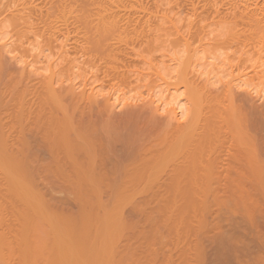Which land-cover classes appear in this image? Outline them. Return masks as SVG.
Instances as JSON below:
<instances>
[{"label": "bare ground", "instance_id": "6f19581e", "mask_svg": "<svg viewBox=\"0 0 264 264\" xmlns=\"http://www.w3.org/2000/svg\"><path fill=\"white\" fill-rule=\"evenodd\" d=\"M162 1L163 0H0V16H1L0 24L3 22L2 24L5 26L6 22L7 24L9 23L8 25L9 26L11 25L14 29L13 33L17 34L15 37L17 38L18 36V39L16 40L13 35L12 43L14 45L10 43L11 40L10 42L7 41L3 45H0V262L2 261L4 264H7V262L13 260V259L11 260V258L9 257V254H11L15 250L13 249V246L16 247L17 244L15 245V242L13 238H11V235L14 234L16 229L23 230V228H25L26 226L33 225L32 217L34 216V213L36 216L38 215L36 214V212H34V210L35 209L37 210L38 208V210L40 211L38 216L40 217L41 214L44 215V213L45 215H47V213L45 212L46 211L45 209L54 208L53 203L50 202L51 203L50 204L49 201H46L45 194H43V196L45 195V197H42V199L43 198L45 199V201H43L40 195L37 196L38 199H34L33 196H35V194L32 196V194L30 193L31 188L40 187L39 185L40 182H45L49 180L53 183L52 179H56V183L58 182L59 186H61V183H59V180L60 182H62L65 179L66 180L73 179V180H77L80 182L79 188H78L80 192H78L79 190H77L76 188L77 186L75 187L76 182H73L75 183V185L69 182L68 185L70 184V186L66 185L67 182L66 184L64 183L63 184H64V187L65 185L66 187H69V188H71L72 186L73 190H75V193H76L75 195H78L79 197L77 200L78 202H80V204L78 205H79V208L82 209L81 213H84V219L82 220V222L80 218L81 225L82 223L84 225L85 223L84 220H88V217L85 219V214L87 213L88 215L90 213L89 212L90 209L94 207V205L90 206V209L88 207L89 211L88 210L86 211V208H87L86 201L89 202L90 199L92 198V197L89 198L90 196H87V194L98 195V197H100L101 195L103 197H105L104 195H111V194L116 195V201H115V198L113 200L114 204L116 203L115 211H114V213L116 214V218L115 219L111 218L110 222L112 223V221L114 220V223H115L116 221L117 229L116 227L115 229H113L112 227H114V225L110 224V226L112 225L111 229H113L114 233L116 230V233L110 234L112 230L108 231L109 236H108L107 241L108 242L110 240L112 241V242L110 241L111 244H109V247H111L112 249L114 247L113 251L112 249L111 250L108 249L109 254H111V251L113 253L114 250L116 251L120 250V249H115V246L116 248L118 247L117 245H118V242L120 241V240L118 241L119 239L118 236L122 235L124 231L125 232L133 231L132 234L129 232V234L131 235L127 234V237L128 236H130L131 238L135 237V239L139 235H141L140 237H142V235L144 237L145 235L148 234L150 241L147 237L146 239H148L147 243L149 244L148 245L149 247H151L156 242L158 244V241H156L157 237L159 240L158 233L160 231L162 232V227L164 225L166 226L165 229L166 230L168 229V232L170 231L168 233V232H165L166 230H164L166 235L168 234L169 236V234L170 235L171 233L173 234L174 225L177 228L176 232L178 234L177 230L180 229L179 224L183 225L182 223H180L179 219H181L183 215H187V217H189L190 215L189 212H191V215H190L191 218H192V215H194V217L199 216L198 222L201 225L199 227H202L204 229V225H205L204 223H206L205 221L206 218H205L204 213H206L207 204L208 203L210 204V202H212L211 199L213 200V197L217 195L218 193H220L221 191L222 192L236 191L235 187H233L236 182V179L237 180L246 179L245 181H249L248 179H252L253 181L255 180L256 182H258L256 185H260L261 187L260 189V187L258 186V188L260 189V192L261 193L264 192V186H263L264 184V181H263L264 180L263 179L264 178V157L262 153L264 148L260 152L261 145L263 144V143L261 144V141L264 142L263 141L264 139L261 140L260 136L261 135L264 136L263 134L264 132H261V133L259 132L260 133V135L258 134L259 137L258 136L256 137L255 134L257 135V132L255 131L257 130V128L250 126L251 124L253 125L255 121H257V123L255 122L256 123L255 125L257 126L259 125L258 127H260V130H261V127L263 126V124H261L262 114H260V112L252 111V113L254 112L253 113L254 119H255L254 121V120H251L253 117V115H251L252 113L250 114L249 112L248 114V112H246L249 109L245 111L246 108L251 107L253 100H255L254 102L256 103L257 96L259 97V99L260 97H263L262 95L263 89H260L259 85L262 83V80L264 79V2L261 1L262 3L260 2L257 4L255 3L251 4L249 3L250 0H245L244 1L245 8L243 9L238 8L239 9L238 10L237 9L238 5H236V3L237 2L240 3V0H231V1L229 0L230 3L233 1L236 7L235 5L233 6V2L229 6L228 5L229 2L228 0H226L228 3L226 2L227 4L225 5H228V7L223 5L221 8L222 9L224 8V9L221 10V8H219L220 5L219 7L216 6L217 5L216 0L214 2L215 4H209V6L210 5L211 6L208 8H207L208 4L207 5L203 4L202 6H199V3H197L196 0H195L196 2L194 0H190V1L187 0L188 2H190L189 4L190 7H192L190 8V10L192 9V14L190 10L189 11L191 15L188 13L189 11L187 12L189 23L185 25L186 28L188 29L187 31L188 34L189 32L192 33L193 29L195 30L194 32L198 34V32L201 30L197 28V25L200 26L201 22L205 21V19H209L210 21V18L208 15H212V13L220 15L219 17L221 18V20L224 18L227 21L228 19H230L228 17L233 16L232 17L233 20L231 22L234 24L233 28H235V32H234V29H232L233 32L232 31L229 32V30L228 32H223L222 28H219L221 29L222 33L220 32V34H218V31H216L218 34V35L216 34L217 35L216 38L218 40L209 39L210 41H208L209 43L207 44V48L205 49H209V44L214 45V43H217L215 47H217L218 44H219V47L220 46L225 47L226 51L224 52H222V49L220 48H215L214 51L212 50L213 56L216 55V53L214 54V52L216 50L219 51V49L221 50V53H220L221 55L225 54L223 60L221 58L218 60L219 62L220 60L222 61V65L230 68V70L228 69L229 70L228 72H230L231 75L235 73V70L237 69L241 70L242 68H244L243 71L248 70L246 72H242V74L239 76L235 75V77H233L232 80L228 81L227 83L224 82V85H222L221 84L223 81L222 77L225 76L224 70H226L223 68L222 70L224 72V76H221L219 78V79H222V81H220L219 83L221 87H214L215 86L214 84H216L217 81L219 82L218 77L220 75H218L217 72L221 71V69H219L220 65L215 67L218 70L215 75L217 77L215 78L218 79L216 80V82L213 79L214 75L212 77V74H211L212 78L210 77L209 79V77H206L207 79L211 81L213 80L212 82L210 81L207 82L208 80L206 79H205V82H201L196 76L189 77V75L191 74L190 67H189L190 66L189 63L191 62V60L185 59L183 61V56H182V60L180 59L182 62L181 63L178 62L179 66L177 65L179 67V69H177L178 70L177 74L179 76H177L176 74L175 75L179 77L180 83H183V85H185V87L187 88L189 92L190 97L188 95L187 96L191 100L190 99L188 100V97L187 96L186 97H187L188 102L191 101L192 103V105L190 104V107H188L189 106L188 105V106H185L186 108L184 109L183 105H180L179 103H177L176 107L173 104H171L173 105L174 108L172 107V109H170L169 111L164 112L163 109L159 107L160 105L156 107L152 106L153 100L150 101V103H145L143 101L144 99L140 100V98H142V96L144 97V95L139 90L138 91L141 94H137L138 96H136V94L135 96L134 95L131 96L129 94L130 89H129L128 94H127V91H123L124 93L121 92L122 94L120 95H116L114 93L113 96L115 97L113 98V101H111L112 97L109 98V96H107L108 98L106 97L102 99H99L100 97L97 96L98 94H96L95 90L97 89L98 86L102 88L103 90L104 89L106 90V86L110 85L111 87V84H112V86H114L115 88V90H112V91H115L117 93L118 90L121 91L120 89L122 88L121 87L120 89H117L118 86H122V85L129 86V84L135 83L134 87L135 88L138 87V89H140L141 87L139 86L141 85L145 86L144 83L146 81H148V83L149 81L153 82L152 80V78L154 77L153 72L155 71L152 72V70L156 67V65H158L157 63L158 61L157 60H156L157 62L154 61L155 66L153 68L152 64H154L153 60L156 59L155 58L156 55L151 56L152 57L151 59H149L150 57H148V55L150 54V52L152 54L153 50H154V53L157 52V50L155 51L154 49V48H157V46L159 47L158 51L160 49V46L162 49L163 45L162 44L160 45V42L161 43L164 42V40H162L163 42L161 41V39L164 38L162 37L164 35L163 29H165L164 30L165 33L167 32L166 29H169V33L174 30L173 32L175 33L179 32L183 35V33L181 32L182 26H178L176 24L178 20H175V19H178L176 18L178 14L180 16L182 13H184V10L182 9H184L185 7H189L188 3L185 2V0H184L185 4H183V0H181L182 3L180 0H174V1L169 0V5H171L170 2L172 1L178 7L174 6V8H172V5H173L172 4L171 8L168 9L169 6L166 8V6L168 5V0H166L167 3L164 1L163 2L164 4L162 3ZM218 1L220 2V0ZM256 1L259 2L258 0ZM202 2L203 1L201 0V3ZM209 2L211 3L213 1L209 0ZM205 3H207V0L205 1ZM224 3L225 2H223V4ZM212 5L216 7L213 8ZM162 6L163 7L165 6V7L163 8ZM175 7H177V9H175ZM187 9L188 8H185L186 11ZM212 9H214V11ZM198 10H201V11H198ZM211 10L213 12H211ZM170 12H172V14L175 15V17H173V20L171 18L172 21L175 20L174 23H170L168 21L171 25H173V27L172 26L168 27L169 25H167V27L165 28L162 26L161 31L163 34L159 33L158 35V28L160 31L161 25L163 23V22L162 23L160 22L161 21L160 19L165 17L166 18L165 20L167 21L168 20L167 17H170V14H169ZM205 13H207V15ZM156 17L160 18L158 19L160 22L159 24L160 26H158V24L154 25V23L157 22L158 20H155V22L152 21L153 18H156ZM192 17H194L193 20H192ZM210 17L213 18V16H210ZM215 17L217 18V16ZM215 17L213 18V20L216 19ZM196 19H198L199 24L198 22L196 24V21H195ZM200 19L202 20L200 21ZM184 22H187V20L186 21L184 20ZM165 23H163V25ZM205 23L206 25H208V28H209L210 27L209 25L211 24L209 23L207 24V21ZM2 24H1L0 29H3ZM152 25H154L155 27L156 26L158 27L156 29H153ZM206 25L204 26V28L206 27ZM200 27H202L203 29V26H200ZM222 27H223V24H222ZM239 27H241L240 30H238ZM171 28L172 30L170 31ZM7 30L8 28L6 29V32ZM29 30L32 31L30 33H32L35 36L42 35V37H40V42H38V47L39 49H41V52H46L49 50L50 52L48 51L49 53L46 54V57L47 58L49 56L55 57L53 58L51 62H46L47 63L46 67L45 66L43 67V65L40 64L43 67V70L47 71L46 74L36 73L37 70L39 69L41 70L39 66H38L39 68H35V70L29 69L30 68L29 66L33 65L34 60L32 59L31 61L29 60L25 61L23 60V57L21 56L22 53L19 55L20 53L19 47H21L22 44H24V42L21 44V42L23 41L21 37L23 39L27 38L26 34L28 33L29 35ZM156 30H157V35H156ZM203 30L204 31L207 30V27L206 29H203ZM209 30L207 32L212 34L213 31L210 32ZM154 31H155V34L153 33ZM2 32L6 33L5 31H2ZM2 32L0 31V34H2ZM199 33H200L199 39L201 41L204 38H202L201 32ZM173 34L171 33L170 36ZM202 34L204 36L206 33H202ZM208 35L209 34L207 33L206 36L208 37ZM173 36L175 39L176 34H174ZM177 36H179V34H177ZM212 37L214 38L215 36H212ZM19 38L21 39L20 45H18L19 43H17L19 41ZM42 38H43V41L41 42ZM167 38L169 37L166 36V39ZM178 38L181 39L180 36ZM196 38L198 39V36H196ZM7 39H10V38H7ZM29 40L30 39L28 40L26 39V42H28ZM177 40L178 39L176 37V41ZM153 41H154L153 44H156L154 48H153L154 45H152ZM176 41L174 42L176 43ZM178 41H181V40H178ZM211 41L212 43H210ZM55 42H59L58 46L55 45ZM157 42H159V45H157ZM170 42H171V39H170ZM204 42H205V39H204ZM204 42H202L203 46H199L201 44L198 45L199 46L198 50L202 49L203 53H206L208 50L204 49V47H206L205 46L206 43L204 44ZM171 43L173 45V41ZM52 44H53V47L54 45L55 47H59L57 52H55L56 50L55 47H54L55 50L53 49ZM179 45H181L180 42L178 46ZM21 49H23V47ZM16 50H18L19 53L18 54L16 53L15 55L11 56L10 54L15 52ZM35 50L36 49H34V51ZM210 50L211 48L209 49V51ZM22 51L24 53L25 50H22ZM177 51L180 52L182 55L183 53L182 50L178 49ZM212 51H211V55H212ZM4 52L10 53L9 56L7 53H6L7 56H5ZM174 52L175 51H173V54ZM171 53H172V50H171ZM180 53H178L177 55L179 56ZM42 54H44L45 56V53H42ZM198 54H200L199 56L200 58L203 57L201 56L202 53L198 52ZM204 55H205L204 57H208V54L207 56L206 54ZM213 56H209L210 57L209 59L214 58ZM219 56L220 55H218V57ZM8 57L10 58L8 59ZM80 58H82V60H79ZM157 58L159 59L158 56ZM200 58H199V63H201ZM11 59L15 60L14 65L16 62H17L16 63L17 66L20 63H23V65L21 64V67L20 66L14 67L13 64L10 63ZM36 59L38 60V58ZM216 59L217 57L212 61L214 65H215ZM74 61H77L78 63H82L81 68H83L84 66H87L89 69H92L90 71V77L83 83L80 82L79 84H71V85L65 86L63 83L71 79V77L73 76L71 75V77H69V76H66L65 74H66V71L69 74V71H68L69 65L72 64ZM175 61H177V59ZM11 62H13V60ZM38 62H40V60ZM248 62H251L250 63L251 65H249ZM207 63H208V66L212 64L211 62L209 63L208 61ZM176 64L177 63H175V65ZM206 64L202 62L203 67L204 65L206 67ZM217 64H221V62ZM35 65L34 67H36ZM44 65H45V62H44ZM212 68H213V65H212ZM12 69H14V71ZM160 70L166 71V69L162 70L161 68ZM173 71H174V68H173ZM213 71H214V68H213ZM203 72L205 73V70ZM163 75L164 73H162L161 76L163 77ZM91 79L92 81H90ZM171 80L172 78L170 79V81ZM69 81H72V80H69ZM174 81L176 80L174 79ZM95 82H100V84L98 85L97 83L98 86L92 87V85ZM175 84L177 83L175 82ZM87 86H90V87L87 89L86 88ZM79 87H82L81 91L80 90L76 91V89H78ZM89 90H90V93H89ZM98 92L99 91H97V93ZM255 92L257 94L256 97L252 95V93L254 94ZM181 93L182 92L180 91L179 94L182 95ZM186 97H185V100H186ZM252 97H254V99ZM128 99H131V100H128ZM182 102L180 103L182 104ZM168 103H169V100H168ZM245 104L250 105V106L243 108ZM251 108H250V111L252 110ZM179 109L180 111H177ZM261 113H262V110H261ZM249 120L253 121V123H250L251 121L249 122ZM262 122L264 123V121ZM263 128L264 127H262V129ZM253 130L255 134H253L252 132ZM10 164H15V165L19 164L20 167L23 164L24 166H22V168H19V170L17 169V167H15V169L17 170L16 171L13 170L14 172L12 173L10 166H9ZM11 166L13 167V165ZM11 175H14L13 176L15 177L14 180L17 178V176L20 177L16 179V182H18L17 184L24 191H27L25 195L27 194L28 199L26 198V200H29L30 196H32L30 198V205H32L31 201L33 202L36 201L35 204L37 208L36 207L34 208L33 213L32 211L30 212L27 209H25V207L28 204L27 205L25 204L26 206H24V209H22L23 212L21 210L18 211V205L16 206V208L11 205L12 200L9 199V193H10L9 186H12L13 183L17 185L16 182L9 183L10 178H12ZM214 180H217L218 183H215ZM11 181H13V179ZM54 185L56 186V184ZM29 187H30V191L28 192ZM42 187L44 186L42 185ZM69 188H67V190ZM42 189L43 188H41V190ZM35 190L36 189H33L34 193H35ZM38 190H40V188ZM41 190H40V193L42 194L44 189L42 190V192ZM24 191H23V194H24ZM69 191L72 192V190L70 189ZM82 191L84 192V195L86 194L87 198L89 199H86L85 201L86 205H83L82 207H80L81 202L85 199V197L84 198L82 197V199H80L81 194L83 196ZM241 191L243 190H241L240 188V192ZM247 191H249V189ZM19 193L22 194L21 191ZM28 193H30L29 197H28ZM38 193L39 191L36 194ZM19 195L20 194H18V196ZM11 196H12V193H11ZM137 196H139L140 199L138 200H139V203L142 204V206H139L138 204V206H134V207H131L130 209H127L126 205L129 202L131 203V201ZM95 197L96 196H94V198L91 199V201L94 200V203L96 201ZM216 197L217 196H215V199ZM11 198L15 199L13 196ZM23 198L25 197L23 196ZM238 198L235 200L236 206L238 205L237 204ZM16 199L13 201H16ZM54 199L56 198L54 197ZM239 199L241 200V197ZM208 200L210 202H208ZM217 200L218 199H216V202ZM243 200L245 201L247 200V198H244ZM242 201H240V203ZM247 202L246 201L243 202V209L246 207L244 203H246L247 205L248 204ZM19 203L20 202H18L17 204ZM103 203L104 202L102 201V204ZM96 204L98 207V205H100L101 203L96 202ZM104 204L106 205V203ZM114 204H112L111 202L112 206ZM30 205L28 206L31 208ZM214 205L212 204V206ZM249 205H247V207ZM19 207L23 208L22 205H20ZM238 207H241V205L239 204ZM98 210H101V209H98ZM248 210L245 209L246 212ZM54 211L57 212L56 207L51 212L54 214ZM18 212L22 214V216L20 214L22 218L18 223L20 225L18 226V224L16 223V225L14 224L12 226L9 220H11V217L13 216V214H16ZM49 212H48V215L51 214V212L50 213ZM58 212H60V210ZM28 213L30 216L31 215L32 216L28 217ZM91 213L94 214L95 212L92 211ZM67 215H69V213H67ZM70 215L72 214L70 213ZM79 215L77 216L78 218L76 217L75 221L72 218L73 216H70L74 221L73 225H75V223L76 225H78L79 217H80ZM99 215L100 214L98 212V217ZM137 215H142L144 218H141V219L146 221L147 223V224H144L145 223L144 222L143 225L145 226H143L142 228H140L141 225H139V223L133 224L129 222V219ZM20 216L18 214V218H20ZM102 216L100 215V217ZM203 216H204V219H203ZM103 217L107 218V216H103ZM12 218H13L12 221L15 220L16 222V219L14 218V216ZM41 218L43 217L41 216ZM220 218L222 219V216H220ZM250 218H252L251 214H250ZM43 219H44V222H46L45 220H48L49 218L45 219V216H44ZM64 219L66 222V217L62 215V218L60 217V220L64 221ZM96 219H97V216H96ZM177 219L179 220V223L176 222ZM182 219L185 220L184 216L182 217ZM41 220L42 219H40V221ZM102 220L104 221L105 219H102ZM54 221H57V219H55ZM54 221L52 220V223H54ZM96 221H99V219ZM242 222L246 223L247 220L243 219ZM251 222H252L251 224H253L252 220ZM9 223L11 224V226ZM52 223L50 224L48 221V226L46 223H44L45 224L44 228H47L45 231L49 232L48 228L50 227L49 225L53 226ZM69 223L70 221L68 222V224L67 223L66 224L69 225ZM94 223L95 225L97 224V222H95V218H94ZM104 223L103 224L100 223V225L102 224L101 228H103ZM184 223L186 222L184 221ZM187 223L189 222L187 221ZM37 224H36L37 227H40L41 224L43 225V223L41 222ZM60 224L64 225L63 223H61V221H60ZM66 224H65V227H67ZM106 225L108 227V222L106 223ZM118 225L121 231L118 230ZM186 225L187 224H185V227ZM58 226L61 232L62 231L61 226L60 225ZM58 226H56L55 224L56 228L54 226L53 227L54 229H57ZM97 226L98 225H96V227ZM104 227L106 226L104 225ZM14 228L16 229L14 230ZM44 228L42 229L41 227V228H38V229L35 228V229H37V232H38L39 229L44 231ZM99 228L97 229L99 230ZM27 229L28 228H26V231ZM70 229L72 230V228ZM107 229H110V227L106 228V232H107ZM12 230H14V232ZM52 230L53 229H51V231ZM65 230H66L65 231V234H66L68 229H65ZM191 230H189V232ZM74 231L72 233L68 232L67 236H69L70 234V237L72 236L73 238V235L71 234H74ZM87 231H88L87 234L92 233L89 230ZM119 231H120V235H119ZM183 231L186 232V229L183 228ZM21 232L23 231H20V234ZM80 232L82 233V230ZM95 232L96 231H94V233ZM189 232L187 231V233ZM47 233L44 232L45 235ZM101 233L104 237L103 232L99 233L100 236L97 233H96L97 235L95 234L94 235L102 237ZM17 234H18V231L16 235ZM24 234L26 235V233ZM39 234H37L36 237L34 238L37 239V237H39L40 235L42 236V234L40 235ZM55 234H57V232H55ZM63 234L61 235L63 236ZM87 234L86 236L88 237ZM108 234L106 233V235ZM190 234H192V231ZM31 235H32V232H31ZM53 235L54 234L50 235V238H53L52 237ZM61 235L59 234L60 237L58 236V234L54 236V237L56 236L59 237V238H56V241L53 238V242H56L55 244H58V241H57L58 239L66 241L64 240V238L66 239V236L65 237L63 236L64 237L63 238ZM89 236H92V234ZM26 237L27 236H25V238ZM42 237H41L42 239L40 240L43 241L45 236H42ZM78 237L77 238L80 239L81 236H78ZM130 237L128 238L130 239V242H131ZM174 237L175 236H173V238ZM67 238H68V242L70 243V240L72 241V238H69V237ZM121 238L123 237L121 236ZM139 238H137V240ZM220 238L222 242L223 240H225L226 242L228 237H226L225 235L222 237L220 236ZM36 239H34V242H36ZM105 239L106 238L104 237V239H101V241L107 242ZM183 239H185V236ZM189 240L190 239H188V241ZM37 241L40 244L45 243V241L40 242L39 239ZM97 241H98V244L96 245H99V242L101 246L104 245L103 243H105V242L102 243L100 241V238L99 240L97 239ZM160 241H159L160 244L158 246L164 243V242L161 243ZM181 241L182 240L180 239V243ZM68 242L67 244L69 245ZM130 242L129 244H132ZM59 243H61V241H59ZM71 243H74V241H72ZM85 243H84L85 245H88L87 244L88 242H85ZM107 243H105V245ZM178 243L177 245H179ZM186 243H189V242L186 241ZM18 244L21 245V243H18ZM25 244H26V241H25ZM75 244L76 243L71 244L73 247L72 250L74 248L76 249ZM91 244H93V242ZM91 244H89L88 247L84 245L85 249L80 247L86 251L85 252L86 254L83 253L84 251H82V253L85 256V259L86 258L88 259L89 257L93 256L90 253H88L90 254V256L87 254V252H90L92 250L90 247ZM121 244H123V242ZM225 244H228V243H225ZM62 245H63L62 247L63 249L64 248L66 249L67 247H69V246L65 247L66 245L64 243H62ZM94 245H92V248H93L92 252L93 251L95 252L97 250V248L96 250H94L96 247V245L95 246ZM105 245L102 248L105 249L106 248ZM135 245H138V244H135ZM79 246H80V243H79ZM99 246H98V249H99ZM167 246H170V245L168 244ZM226 246L228 245H225L224 247L227 248ZM39 247L41 246L39 245ZM89 247L91 250L87 251L86 249ZM136 247L138 249V246ZM172 247H174V245H172ZM59 248H56V251ZM119 248L122 249V247H119ZM132 248L135 252L136 249H134V247ZM153 248L154 247H152V249ZM41 249L39 248V251ZM148 249H144L146 250L144 252L146 253ZM158 249L160 250V248ZM61 250L62 249L60 248V250L58 251L60 252ZM99 250L101 251V248ZM153 250L155 251L156 249H153ZM39 251L38 252L35 251V248H34L35 254L39 253ZM45 251L48 253V250H44V252ZM78 251L79 253H81L80 249ZM140 251H139L140 254L138 253L139 255L142 254L141 253L142 251L141 252ZM16 252H20V251L18 250ZM41 252L40 254H43L42 250ZM94 252H93L94 254L93 258L95 256L96 257L98 256L97 252L99 251H96L97 253L96 255ZM23 253H25V249H23ZM115 253L116 252H114V255H116ZM65 254L66 253L62 255H64V257H67L68 253L66 255ZM119 254H120V251H119ZM59 255H61V252L59 253ZM132 255H137V254H132ZM153 255H155V258L157 257L156 253H154ZM13 256H19V255L16 254ZM104 256L105 255H102L100 258L103 259ZM125 256H127V254ZM149 256H151V253L149 254ZM152 257L154 256H151L150 258ZM47 258L48 257H46V259ZM69 258L72 260L70 261L72 264L73 262L72 256L69 255ZM69 258L67 257V259ZM81 258L80 260L85 262V259L83 260V258L82 259ZM93 258L92 259L90 258V259L93 260ZM124 258H120V259H124ZM144 258H146V255ZM17 259L19 260L20 258H16V260ZM61 259L62 258H60V262H62ZM67 259L65 258L63 259V261L65 262V260L67 261ZM133 259L131 260L132 261L131 263L135 262V261L133 262ZM141 259L143 260L142 256H141ZM141 259L138 258L137 260L140 261ZM152 259L150 261H152ZM168 259L170 260V257ZM40 260H42V258ZM95 260L97 259L95 258ZM142 260L139 264H143ZM14 261H15V258H14ZM36 261H39V260H36ZM50 261L51 260L49 259V262ZM97 261H100L99 263L103 264L101 262L104 261L106 263L108 261V258L107 260L105 259L103 261H101V259L98 258ZM121 261L119 262L121 263ZM128 261L129 260L127 259L125 263H127ZM70 262L67 261L65 262V264L66 263L70 264ZM92 262L97 263L94 260ZM143 262H146V261L143 260ZM27 263L29 264L28 261ZM42 263L44 264L45 262H42ZM91 263L89 262L88 264H91ZM110 263L111 262H109L108 264ZM128 263L130 264V262ZM20 264H21V261H20Z\"/></svg>", "mask_w": 264, "mask_h": 264}, {"label": "rangeland", "instance_id": "374dc122", "mask_svg": "<svg viewBox=\"0 0 264 264\" xmlns=\"http://www.w3.org/2000/svg\"><path fill=\"white\" fill-rule=\"evenodd\" d=\"M166 2V0H163L162 1V3L163 2ZM174 1V0H173ZM181 1V0H180ZM188 1H190V0H188ZM187 0H185V2H187L188 3V6L189 7H185V8H188L187 9V11L185 10V8L184 9H182V10H184V13H182L180 16H179V14H178V16H176V18H178V19H175V20H178V22H176V24L178 25V26H182V30H181V32L183 33V35L181 34V33H175V32H173V31H171L172 30V28L170 29V33H169V29H166L167 30V32H168V34H167V32L165 33L164 32V30L165 29H163V33H164V35L162 36V37H164V38H162L161 39V41L162 40H164V42L163 43H161L160 42V40H159V42H160V45L162 44L163 46H162V49H161V46H160V49H159V51H158V46H157V48H154L155 46H156V44H153L154 43V41L152 42V45H154L153 46V48L155 49V51L157 50V52H155L154 53V50L152 51V54H151V52H150V56L148 55V57H150L149 59H151L152 57L151 56H153V55H156L155 56V60H153V62L154 61H156L157 63H158V65H156V67L154 68V66H155V62H154V64H152V66H153V70H152V72L153 71H155V72H153V74H154V77H156V78H154L153 77V75H152V80H153V82H151V81H149V83H148V81H146L145 83H144V85L145 86H139V87H141L140 89H138V87H134L135 86V83H132V84H129V86H124V85H122V86H118V88L117 89H120L121 87V91H119L118 90V92L116 93L115 91H112V90H115V88H114V86H112V84H111V87H110V85L109 86H106V90L104 89H102V88H100L98 85L100 84V82H95L93 85H92V87L93 86H98L97 87V89L95 90L96 91V94H98L97 96L98 97H100L99 99H102V98H106L107 96H109V98H111L112 97V99H111V101H113V98L115 97V96H113V94L115 93L116 95H120V94H122V93H124L123 91H127V94H128V92H129V89H130V92H129V94L132 96V95H134L135 96V94H136V96H138L137 94H143L144 95V97L142 96V98H140V100H143L145 103H150V101H152L153 102V105L152 106H158V105H160L159 107H161V109H163V111L165 112V111H169L170 109H172V107H173V105L176 107L177 106V103H179L180 105H183V108L185 109L186 107L185 106H188V107H190V104L192 105V103H191V101H189L188 102V100L190 99L189 97H190V95H189V92H188V90H187V88L185 87V85H183V83H180V79H179V77H177V76H179L178 74H177V72H178V70L177 69H179V64H178V62L179 63H181L182 61V56H183V61L185 60V59H189V60H191V62L189 63L190 64V72H191V74L189 75V77H191V76H196L198 79H199V81H201V82H205V79L206 80H208L207 82H212L211 80H209L210 79V77H211V74H212V77H213V75H214V80H215V82H216V80H218L221 76H224V72H225V78L224 77H222V79H223V81H222V79H219V82L217 83L216 82V84H214L215 86L214 87H221L220 86V81H222V85H224V82H228V81H230V80H232V78L233 77H235V75H241L242 74V72H246V71H248V70H246V71H243V69L244 68H242L241 70H235V73H233L232 75H231V73L230 72H228L229 70H230V68L229 67H226V66H224V65H222V61L220 60V62H221V64H217V63H220L219 62V60L218 59H224V56H225V54L223 55H221L220 53H221V50L220 49H222V52H224V51H226V48L225 47H222V46H220L219 47V44L217 45V47H215V45L217 44V43H214V41H213V43H214V45L213 44H209V49L211 48V50L209 51V49H205V48H207V44L209 43L208 41H210L209 39H217L216 38V36L218 35V34H220V32H221V29H219V28H222V30H223V32H228V30H229V32L230 31H232L233 32V30L232 29H234V32H235V28H233V26H234V24L231 22L233 19H232V17L233 16H230V17H228V18H230V19H228V21L226 20V19H222L221 20V18L219 17L220 15H218V14H215V13H212V15H208L209 16V18H210V21H212V22H210L209 21V19H205V21H202L201 22V25L200 26H203V29H206V27H207V30H203L202 29V27H200V26H198L197 25V28H199V30H201V31H199V32H201V36H202V38H204L205 39V42H204V39H202L201 41H200V39H199V36H200V33L198 32V34L196 33V32H194L195 30L193 29V32L191 33V32H189V34H188V29L186 28V26L185 25H187V23H189V18H188V16H187V12L190 10V8H192V7H190V2H188ZM195 1V0H194ZM197 1V3H199V6H202L203 4L204 5H207L208 4V6H207V8L208 7H210L209 6V4H215L214 2H215V0H212L213 2H209V0H207V3H205V1L204 0H202L203 2L201 3V0L199 1V0H196ZM195 1V2H196ZM199 1V2H198ZM231 1V0H230ZM230 1L228 0V2L225 0V1H223V0H220V2L218 1V0H216V3H217V5L216 6H218L219 7V5H220V7L219 8H221L223 5H225V4H227L228 3V5L230 6V4L233 2H231L230 3ZM242 1V2H241ZM245 0H240V3L239 2H237L236 3V5H238V7H237V9L238 8H240V9H243V8H245L244 7V2ZM252 1L253 0H250V2L249 3H251V4H257V3H260L261 1L262 2H264V0H258L259 2H257L256 0H254L253 1V3H252ZM222 2V3H221ZM223 2H225L224 4H223ZM227 2V3H226ZM261 2V3H262ZM167 3V2H166ZM165 3V4H166ZM181 3H182V1H181ZM201 3V4H200ZM164 4V3H163ZM170 4L172 5V8H174V6H177V5H175V3H173L172 1L170 2ZM183 4H185L184 3V0H183ZM182 4V5H183ZM222 4V5H221ZM167 5V4H166ZM171 5H169V0H168V5L166 6V8L169 6V8L168 9H170L171 8ZM228 5H225L226 7H228ZM235 4H234V2H233V6H234ZM236 5H235V7H236ZM186 6V5H185ZM213 6V5H212ZM215 6V7H216ZM240 6V7H239ZM163 7V6H162ZM165 7V6H164ZM163 7V8H164ZM178 7V6H177ZM177 7H175V9H177ZM214 6H213V8H215ZM242 7V8H241ZM155 8V7H154ZM175 9H173V10H175ZM224 9V8H223ZM222 8H221V10H223ZM236 9V10H237ZM213 11H214V9H212ZM211 10V12H213ZM239 10V9H238ZM177 11V10H176ZM185 11H186V13H185ZM191 11V14H192V9L190 10ZM190 11L188 12L189 14H190ZM198 11H201V10H198ZM210 12V13H211ZM237 12V11H236ZM197 13H199V12H197ZM170 14V17H167L168 18V20L166 21L165 19V17L164 18H158V17H156V18H153V22H155V20H158V19H160L161 21V23L163 22V23H165V21H166V23L163 25V23H162V25H161V28H160V31L162 30V26L163 27H167V25H169L168 27H170V26H172L173 27V25H171L170 23H174V21H172L173 20V17H175V15L174 14H172V12H170L169 13ZM168 14V15H169ZM184 14H185V16H184ZM188 14V15H189ZM190 14V15H191ZM206 15H207V13H205ZM204 14V15H205ZM174 15V16H173ZM172 16V17H171ZM210 16H213V18L215 17V16H217V18L215 19V20H213V18H211ZM1 17V16H0ZM185 17H187V18H185ZM190 17V16H189ZM219 17V18H218ZM221 17H222V15H221ZM171 18H172V20H171ZM182 18H183V20H182ZM185 18V19H184ZM193 18L194 17H192V20H193ZM170 19V20H169ZM191 19V18H190ZM218 19V20H217ZM220 19V20H219ZM162 20H164V21H162ZM184 20L186 21L187 20V22H184ZM202 19H200V21H201ZM170 23H169V22ZM196 21V24H197V22H198V24H199V21H198V19H196L195 20ZM207 21V24L209 23V24H211V25H209L210 27L208 28V25H206V22ZM209 21V22H208ZM215 21V22H214ZM157 22H159V20L157 21ZM157 22H155L154 23V25H156V24H158V26H160L159 24H160V22L159 23H157ZM218 22V23H217ZM225 22V23H224ZM229 22V23H228ZM232 23V25H231V23ZM3 23V22H2ZM1 23V24H2ZM168 23V24H167ZM1 24H0V28H1ZM4 24H5V22H4ZM9 24V23H8ZM7 24V22H6V24H5V26L3 25L2 26V28L3 29H0V31L2 32V31H5L6 32V29L8 28V30H7V32L6 33H4V32H2V34H0V45H3L5 42H7V41H9L10 42V40H11V42L10 43H12L13 42V35H14V38L17 40L18 39V36H17V38L15 37L17 34L15 33H13L14 32V29H13V27L10 25H8ZM222 24H223V27H222ZM7 25H8V27H7ZM154 25H152V28L153 29H156L158 26H154ZM206 25V27L204 28V26ZM154 26V27H153ZM219 26V27H218ZM10 27V28H9ZM215 27H216V29H215ZM232 27V28H231ZM201 28V29H200ZM225 28V29H224ZM229 28V29H228ZM240 28L241 27H239L238 28V30H240ZM152 29V30H153ZM210 29V30H209ZM215 29V30H214ZM219 29V30H218ZM227 29V30H226ZM16 30V29H15ZM210 31V32H212L213 31V33L211 34V33H209V32H207V31ZM225 30V31H224ZM159 31V28H158V35H159V33H162V31L160 32ZM216 31H218V34H217V32ZM237 31V30H236ZM8 32H9V34H8ZM30 32H32V31H30L29 30V35H28V33L26 34L27 35V38H22L21 37V39L23 40L22 42H21V44L24 42V44H22V46L21 47H19V50H20V53H19V51L18 50H16V51H18V52H13L12 54H10V53H8V52H6L7 54H8V56H9V54L11 55V56H13V55H15L16 53L18 54L19 53V55L22 53V57H23V60H25V61H31L32 59L34 60V62H33V65H31V66H29L30 68L29 69H31V70H35V68H41V70L39 69V70H37V72L36 73H43V74H46L47 73V71H44L43 70V67L45 66L46 67V65H47V63L46 62H51L52 60H53V58H55V57H52V56H49L48 58L46 57V54L47 53H49L48 51H46V52H41V49H39V47H38V42H40V37H42V35L41 36H38V35H33L32 33H30ZM41 32V31H40ZM216 32V33H215ZM11 33H12V35H11ZM154 34H155V31L153 32ZM162 33V34H163ZM176 34V36H175V39H174V34L173 35H171L170 36V34ZM197 35H196V34ZM202 33H208L209 35H208V37L206 36V34L204 35L205 37H207V38H205L204 36H203V34ZM222 33V32H221ZM167 34V35H166ZM177 34H179V36H180V38L181 39H179L178 37L179 36H177ZM194 34V35H193ZM217 34V35H216ZM35 37H33V36ZM40 35V34H39ZM156 35H157V30H156ZM190 35H192V36H190ZM198 36V39L196 38V36ZM210 35H212V36H215L214 38L212 37V36H210ZM8 36V37H7ZM22 36V35H21ZM29 36H31V37H29ZM166 36H168L170 39H171V42L173 41V45H172V43L170 42V39L169 38H167L166 39ZM210 36V37H209ZM5 39H4V38ZM12 37V38H11ZM19 37H20V35H19ZM23 37H24V35H23ZM38 39H37V38ZM173 37V38H172ZM176 37H177V39L178 40H181V41H176ZM2 38V39H1ZM7 38H10V39H7ZM31 38H32V40H31ZM201 38V37H200ZM7 39V40H6ZM20 38H19V41L17 42V43H19L18 45H20V40H21ZM26 39L28 40V39H30L28 42H26ZM159 39H160V37H159ZM197 39V40H196ZM4 40V41H3ZM156 40H158V39H156ZM167 40V41H166ZM207 40V41H206ZM218 40V39H217ZM31 41V42H30ZM43 41V38L41 39V42ZM174 41H176V43H177V45H176V43L174 42ZM196 41V42H195ZM34 42V43H33ZM159 42H157V45H159ZM169 42V43H168ZM179 42H180V44L181 45H179L178 46V44H179ZM192 42V43H191ZM202 42H204V44L206 43V47H204V49L205 50H208L206 53H203V50L201 49V50H198V47L199 46H203V43ZM31 43H32V45H31ZM45 43V42H44ZM54 43V42H53ZM171 43V44H170ZM210 43H212V41L210 42ZM13 44V43H12ZM27 44V45H26ZM37 46H36V45ZM58 44H59V42H55V45L56 46H58ZM183 44V45H182ZM199 44H201V45H199ZM14 45V44H13ZM25 45V46H24ZM33 45H34V47H33ZM55 45H54V47H55ZM199 45V46H198ZM212 45H213V47H212ZM27 46V47H26ZM23 47V49H21ZM52 47H53V44H52ZM54 47H53V49H54ZM181 47V48H180ZM28 48V49H27ZM38 48V49H37ZM58 48L59 47H55V52H57L58 51ZM203 48V47H202ZM215 48H220L219 49V51L218 50H216L215 52H214V54L216 53V55H214L213 56V51L215 50ZM224 48V49H223ZM30 49V50H29ZM33 49V50H32ZM34 49H36L35 51H34ZM178 49H180V50H182V55H181V53L180 52H178L177 50ZM22 50H25L24 51V53H23V51ZM171 50H172V53H171ZM213 50V51H212ZM37 51H38V53H39V55H38V53H37ZM173 51H175L174 52V54H173ZM176 51H177V53H176ZM211 51H212V55H211ZM40 52H41V54H40ZM198 52H200V53H202L201 54V56H205L204 54H206V56H207V54H208V57H202V58H200L199 56H200V54H198ZM5 53V52H4ZM5 53V56H7V54ZM27 53V54H26ZM35 53V54H34ZM42 53H45V56H44V54H42ZM178 53H180L179 54V56L177 55ZM197 54H198V56H197ZM24 55V56H23ZM26 55H28V56H26ZM218 55H220L219 57H218ZM10 56V57H11ZM37 56V57H36ZM44 56V57H43ZM73 56V55H72ZM157 56L159 57V59L157 58ZM181 56V57H180ZM209 56H213L214 58H212V59H209L210 57ZM222 56V57H221ZM10 57H8V59L10 58ZM46 57V58H45ZM147 57V58H148ZM161 57V58H160ZM163 57V58H162ZM178 57V58H177ZM180 57V58H179ZM217 57V59L215 60V65L212 63V61L215 59ZM7 58V57H6ZM26 58V59H25ZM36 58H38V60L36 59ZM44 58V59H43ZM51 60H50V59ZM199 58L201 59V63H199ZM206 58V59H205ZM161 59V60H160ZM177 59V61H175ZM181 59V60H180ZM197 59V60H196ZM13 60V62H11ZM40 60V62H38ZM48 60V61H47ZM79 60H82V58H80ZM159 60H160V62H159ZM163 60H164V62H163ZM218 60V61H217ZM11 61H10V63L11 64H13V66L14 67H21V64L23 65V63H20L18 66H17V62L15 63V65H14V62H15V60L14 59H11ZM207 61L210 63H212V64H210L209 66H208V63H207ZM44 62H45V65H44ZM161 62H162V64H161ZM202 62H204L205 64H206V67H205V65H204V67H203V65H202ZM175 63H177L176 65H175ZM251 62H248V64L249 65H251L250 64ZM36 64V65H35ZM40 64H42L43 65V67L40 65ZM217 64V65H216ZM34 65L36 66V67H34ZM163 65V66H162ZM178 65V66H177ZM212 65H213V68H214V71H213V68H212ZM220 65V67H219V69H221V71L220 72H217L218 70L215 68L216 66H219ZM39 66V67H38ZM157 66H158V68H157ZM174 66V67H173ZM228 66V65H227ZM34 67V68H33ZM82 67V63H78L77 61H74L72 64H70L69 65V68H68V71H69V74L67 73V71H66V76H69V77H71V75H73L72 77H71V79H69V80H72V81H69V80H67L65 83H63L65 86H68V85H71V84H79L80 82H85L89 77H90V71L92 70V69H89L87 66H84L83 68H81ZM164 67V68H163ZM176 67V68H175ZM160 68L163 70V69H166V71L168 72H166V71H161L160 70ZM173 68H174V71H173ZM226 69V70H224V72H223V70L222 69ZM156 69V70H155ZM158 69V70H157ZM177 71H176V70ZM212 69V70H211ZM229 69V70H228ZM13 71H14V69H12ZM169 70V71H168ZM205 70V73L203 72V71ZM161 71V72H160ZM201 71V72H200ZM212 71V72H211ZM227 71V72H226ZM165 72H166V74H168V75H166L165 74ZM216 72H217V74L218 75H220L219 77H218V79H216L217 77L215 76L216 75ZM48 73H49V71H48ZM157 73V74H156ZM161 73V74H160ZM162 73H164V75H163V77L161 76L162 75ZM207 73V74H206ZM209 73V74H208ZM229 73H230V75H229ZM177 76H176V75ZM206 74V75H205ZM160 75V76H159ZM200 75V76H199ZM209 75V76H208ZM173 76V77H172ZM176 76V77H175ZM205 76V77H204ZM206 77H209V79H207ZM211 77V78H212ZM216 77V78H215ZM73 78V79H72ZM172 78V80L174 81V79L176 80V81H170V79ZM177 78V79H176ZM204 79V80H203ZM229 79V80H228ZM76 80V81H75ZM177 80H178V82H177ZM225 80V81H224ZM70 83H69V82ZM74 81V82H73ZM77 81H78V83H77ZM90 81H92V79L90 80ZM71 82H73V83H71ZM175 82L178 84H175ZM258 82V81H257ZM263 82H264V79L262 80V83L259 85V88L260 89H263V91H262V95H263V97H260V99H259V97L257 96V94H256V92L253 94L252 93V95H254L256 98H257V100H256V103L254 102L255 100H253V103L251 104V107H248V108H246L247 106H250V105H244L243 106V108H246L245 109V111L246 110H248V111H246V112H248V114H249V112H250V114L252 113V111H256V112H260V114H262L261 115V120L262 121H264V84H263ZM97 83H98V85H97ZM171 84V85H170ZM180 84H182V85H180ZM218 84V85H217ZM234 84V83H233ZM217 85V86H216ZM57 86H58V84H57ZM172 86V87H171ZM90 86H87L86 88L88 89ZM115 87H117V86H115ZM124 87H126V88H124ZM177 87V88H176ZM80 88V89H79ZM78 89H76V91H81V89H82V87H79ZM105 88V87H104ZM134 88V89H133ZM173 88H175V89H173ZM108 89V90H107ZM131 89H132V91H131ZM179 89V90H178ZM221 89V88H220ZM141 91V93H139V91ZM182 90H184V91H182ZM94 91V92H95ZM97 91H99L98 93H97ZM104 91V92H103ZM138 91V92H137ZM180 91L182 92L181 94L182 95H180L179 93H180ZM122 92V93H121ZM132 92V93H131ZM175 92V93H174ZM89 93H90V90H89ZM173 94H175V95H173ZM179 94V95H178ZM178 95V96H177ZM189 97H188V96ZM177 96V97H176ZM188 97V100H187V97ZM146 97V98H145ZM163 97V98H162ZM176 97V98H175ZM185 97H186V100H185ZM108 98V97H107ZM253 99H254V97H252ZM259 99V100H258ZM128 100H131V99H128ZM135 100V99H134ZM140 100H138V101H140ZM158 100V101H157ZM168 100H169V103H168ZM191 100V99H190ZM142 101V102H143ZM173 101H174V103H173ZM183 101V102H182ZM159 102V103H158ZM167 102V103H166ZM180 102H182V104L180 103ZM262 102H263V104H262ZM157 103V104H156ZM165 103H166V105H165ZM189 103V104H188ZM255 103V104H254ZM258 103H259V105H258ZM171 104H173V105H171ZM249 104V103H248ZM162 105H163V107H162ZM257 105H258V107H257ZM263 107V108H262ZM165 108V109H164ZM174 108V107H173ZM250 108L252 109L251 111H250ZM260 108V109H259ZM256 109V110H255ZM261 110H262V113H261ZM177 111H180V109L179 110H177ZM253 112V113H254ZM253 113L251 114V115H253ZM252 117V116H251ZM250 119V118H249ZM251 120H254L255 121V119H254V115H253V117H252V119ZM251 120H249V122L251 121ZM261 121V124H263V126L262 127H264V123ZM256 123H257V121H255ZM253 123V121H251L250 123H253V125L251 124L250 126H252V127H255V128H257V130L255 131V132H257V135L255 134V132H254V130L252 131L253 132V134H255V136L257 137H259V135H260V133L261 132H264V128L262 129V127H261V130H263V131H261L260 130V127H258L257 125H255L256 123ZM260 124V125H261ZM253 129V128H252ZM260 132V133H259ZM259 134V135H258ZM264 134V133H263ZM262 136V135H261ZM260 136V138H261V140H263L264 139V136H262L261 137ZM264 141V140H263ZM263 143V144H262ZM261 148H260V152H261V150L264 148L263 146H264V142H262L261 141ZM262 153H263V157H264V150L262 151ZM261 153V154H262ZM11 165H13V167L11 166ZM19 165V164H18ZM18 165H15V164H10L9 166H10V169H11V172L13 173L14 171H16L17 169L19 170V168H22V166H24L23 164L21 165V167H20V165L18 166ZM15 167H17V169H15ZM24 168V167H23ZM14 170V171H13ZM22 170V169H21ZM12 176V178H10V181H9V183L11 182H16V179L17 178H20L19 176H17V178L14 180V178L15 177H13L14 175H11ZM13 179V181H11ZM264 179V178H263ZM262 179V180H263ZM246 180V179H245ZM245 180H243V179H236V182H235V184H234V186L233 187H235V190L236 191H227V192H220V193H218L217 195H215V196H217L216 197V199H218L217 200V202H216V199H215V196L213 197V200L211 199V201L212 202H210L209 200H208V202H210V204L208 203L207 204V210H206V213H204L205 214V221H206V223H204L205 225H204V229L202 228V227H199V226H201L200 224H199V222H198V217L199 216H195L194 217V215H192V218H191V212H189L190 213V215H189V217L191 218H189V217H187V215H183L184 216V218H185V220H183L182 219V217H181V219H182V221H181V219H179L180 220V223H182L183 225H181V224H179V228L182 230H177L178 231V234H177V232H176V227H175V225L173 226V228H174V231L176 232H174L173 231V234L171 233V235L169 234V236H168V234L166 235V233L165 232H168V229L166 230L165 228H166V226L164 225L163 227H162V235H161V233L159 232L158 234H159V240H158V237H157V240L156 241H158V244H157V242L155 243V244H153V245H155V246H151V247H149L148 245V243H147V240L149 239V241H150V238H149V236H148V234L147 235H145L144 237H143V235H142V237H140L141 235H139V236H137V238H139L138 240H137V238L135 239V237H130V236H128V237H130L131 238V242H130V239L127 237V234H129V232L132 234V232L131 231H124L123 233H122V235H120V231H121V229H120V227H119V225H118V230H120L119 231V235L120 236H118V247L116 248V246H115V249H120L119 251H120V254H119V251L117 250H114V252H116L115 254L116 255H114V252L112 253V251H113V249H114V247H113V249L111 248V247H109V244H111L110 243V241L108 242L107 241V239H108V236H109V230L111 231H113V229H115V227H116V229H117V224H116V221H115V223H114V220L112 221V223L110 222L111 221V218L112 219H115L116 218V214L114 213V211H115V204H114V198H115V201H116V195H114V194H111V195H104L105 197H103L102 195L100 196L101 197V199H100V197H98V195H89V194H87V196H90L89 198H91V199H93L94 198V196H96L95 197V203H94V200H92L93 201V203H92V201H91V199H90V201L88 202V201H86V199H89V198H87V196H86V194L84 195V192H83V196H82V194H81V196H80V199H82V197L84 198L85 197V199L81 202V205H80V207H82L83 205H86V202H87V205H86V211L88 210L89 211V209H90V206H93L94 205V207L93 208H91L90 209V213L87 215V213H86V211H85V219L88 217V220H84L85 221V223H84V225H83V223H82V225H81V222H82V220L84 219V213H81V211H82V209H80L79 208V205L78 204H80V202H78V195H75L76 193H75V190H73V187L71 186V188H69V187H66V185H68V183L70 182V183H73V182H76V185H75V183H73L74 185H75V187L77 188V190H79L78 188H79V181H77V180H71V179H68V180H63L62 182H60V180H59V183H61V186H59V184H58V182L56 183V179H52V181H53V183L51 182V181H45V182H40L39 183V185H40V187H37V188H35V187H33V188H31V191H30V187H29V190H28V192L30 191V193L32 194V196L35 194V196H33L34 197V199H38V195H40V197H41V199H42V197H45V195H46V197H45V199H46V201H49V203L51 202V203H53L54 204V208L56 207V209H57V212L56 211H54V214L51 212V211H53L54 210V208H47V209H45L46 211V213H47V215H48V212H49V210H50V212H51V214H49L48 216L47 215H45V213H44V215L43 214H41V216L44 218V216H45V219H47V218H49L48 220H45L46 222H44V219L43 218H41V216L39 217L38 215H39V213H40V211L38 210V208H37V206H36V201L35 202H33V201H31V204L32 205H30V198L32 197V196H30V193H28V197L30 196V198H29V200H26V198H27V194L25 195V193H27V191H24L17 183L18 182H16V184L21 188H19L17 185H15L14 183L12 184V186H9L10 188V190H9V199H11L12 201L13 200H15L16 198V201H13V203H12V201L11 200H9V201H11V205L12 206H14L15 208H16V206L18 205V211L19 210H21L22 212H23V210L22 209H24V206H26L27 204L28 205H30L31 206V208L28 206V208H27V206L25 207V209H27L28 211H32V213H33V210H34V208L36 207L37 208V210L35 209L34 210V212H36V214H38L37 216L35 215V213H34V216L32 217V222H33V225H30V226H26L25 228H23V230H19V229H16V228H14V230L16 229V231L14 232V230H12L13 232H14V234H12L11 235V238H13V240H14V242H15V245L17 244L18 245V247H17V245H16V247H14L13 246V249H15L14 251H15V253H14V251L11 253L12 254V256H11V254H9V257L11 258V260L12 261H9V262H7V264L8 263H10V264H20V261H21V264H24V262H25V260H26V262H25V264H28L27 263V261L29 262V264H33V262H34V264H43L42 262H45L44 264H46L47 262V264H62L64 261H63V259H67V257L69 258V255H71L72 256V258H73V262H72V264H88L89 262L91 263L93 260L95 261V262H97V263H94V262H92L91 264H100L99 262L100 261H97L98 260V258L99 259H101V261H103V260H107V258H108V263L109 262H111L110 264H123V263H125L126 262V260L128 259L129 261L128 262H130V264H135V263H137V264H139L140 262H141V256L143 257V260L144 261H146V262H143V260H142V263L143 264H264V192L263 193H261L260 192V189H261V187H260V185H256L258 182H256L255 180L253 181L252 179H248L249 181H245ZM215 181V183H218V181L217 180H214ZM251 181V182H250ZM264 181V180H263ZM66 182H67V184H66ZM66 184L65 185V187H64V184ZM260 183H261V181H260ZM54 184H56V186L54 185ZM58 184V185H57ZM72 184V185H73ZM10 185V184H9ZM38 185V186H39ZM42 185L44 186V187H42ZM247 185H249V186H247ZM254 185H256V186H254ZM68 186H70V184L68 185ZM258 186L260 187V189L258 188ZM263 186H264V184H263ZM15 187V188H14ZM19 189H18V188ZM60 187H61V189H60ZM62 187H64V188H62ZM40 188V190H41V188H43L44 189V191H43V193L41 194L40 193V190H38ZM67 188H69L70 190H72V192L71 191H69V189L67 190ZM240 188H241V190H243V191H241L240 192ZM247 188V189H246ZM251 188V189H250ZM254 188V189H253ZM13 189V190H12ZM17 189V190H16ZM33 189H36L35 190V193H34V191H33ZM42 189V190H43ZM64 189H66V190H64ZM249 189V191H247ZM263 189V188H262ZM22 192V194H23V191H24V194L22 195L21 193H19L20 191ZM39 191V193L38 194H36L38 191ZM42 190H41V192H42ZM45 190H47V191H45ZM16 191H18V192H16ZM37 191V192H36ZM13 192H14V194H13ZM71 192V193H70ZM78 192H80V190L78 191ZM11 193H12V196L15 198V199H12L11 197ZM73 193V194H72ZM241 193H242V195H241ZM261 193V194H260ZM18 194H20L19 196H18ZM43 194H45L44 196H43ZM79 194V193H78ZM75 195V196H74ZM17 196V197H16ZM23 196L25 197V198H23ZM108 196H109V198H108ZM54 197L56 198V199H54ZM77 197V198H76ZM209 197H210V195H209ZM208 197V198H209ZM211 197V198H212ZM241 197V200L239 199V198ZM22 198V199H21ZM49 200H48V199ZM98 198V199H97ZM105 200H104V199ZM238 198V202H237V206H236V199ZM244 198H247V200H245L248 204L247 205H249L248 207H247V205H246V203H244V205L246 206L244 209H243V202H245L243 199ZM28 199V198H27ZM33 199V200H34ZM40 199V198H39ZM40 199V200H41ZM45 199L43 198L42 200L43 201H45ZM112 199V200H111ZM137 199V200H136ZM138 199H140L139 198V196H137V197H135L132 201H131V203L129 202L127 205H126V208L127 209H130L131 207H134V206H138V204H139V206H142V204L141 203H139V200ZM100 200V201H99ZM104 202V203H106V205L103 203L102 204V201ZM243 200V201H242ZM56 201V202H55ZM81 201V200H80ZM86 201V202H85ZM213 201H215L216 202V204H215V202H213ZM240 201H242L241 203H240ZM18 202H20L19 204H17ZM25 202V203H24ZM56 204H55V203ZM85 204H84V203ZM90 202H91V204H90ZM96 202L97 203H101L100 205H98V207H97V204H96ZM111 202H112V204H114L113 206L111 205ZM50 203V204H51ZM88 203H89V205H88ZM133 203V204H132ZM135 203V204H134ZM137 203V204H136ZM218 203V204H217ZM26 204V205H25ZM34 204V205H33ZM212 204L214 205V206H212ZM239 204L241 205V207H238L239 206ZM20 205H22L23 206V208L22 207H19ZM128 205H129V207H128ZM208 205H209V207H210V209H209V207H208ZM219 205V206H218ZM145 206V205H144ZM88 207H89V209H88ZM147 207V206H146ZM217 207V208H216ZM238 207V208H237ZM250 207V208H249ZM94 208H95V210H94ZM219 208V209H218ZM241 208H242V210H241ZM98 209H101V210H98ZM245 209H249L247 212L245 211ZM60 210V212H58ZM126 210V209H125ZM210 210V211H209ZM20 211V212H21ZM92 211H94L95 213L93 214V213H91ZM209 211V212H208ZM20 212H18V213H16V214H13V216H14V218L16 219V222H15V220H13L14 221V223H13V221H12V217H11V220H9V222H11V224H12V226L15 224L16 225V223L18 224L19 223V221L21 220V216H22V214L20 213ZM49 212V213H50ZM63 212V213H62ZM69 213V215H67V213ZM98 212H99V214L102 216H107V218H104L103 216L102 217H100V215H99V217H98ZM66 213V214H65ZM70 213L72 214V215H70ZM73 213H74V215H73ZM75 213H76V215H75ZM18 214H19V216H20V214H21V216H20V218H18ZM55 214H57V215H55ZM59 214H61V215H59ZM80 214V215H79ZM203 214V215H204ZM247 214V215H246ZM250 214H251V216H252V218H250ZM62 215L64 216V217H66V222H65V219H64V221L63 220H60V217L62 218ZM80 216L79 217V222H78V220H77V222H78V225H76V223H75V225H73L74 224V221L76 220V217L77 216ZM97 216V219H96V216ZM110 215V216H109ZM25 216V215H24ZM30 215H29V213H28V217H29ZM32 216V215H31ZM30 216V217H31ZM47 216V217H46ZM50 216V217H49ZM53 216H55V217H53ZM70 216H73L72 218L74 219V221H73V219L70 217ZM110 218H109V217ZM113 216H114V218H113ZM220 216H222V219L220 218ZM254 216V217H253ZM17 217V218H16ZM42 219L41 221H40V219ZM57 217V218H56ZM52 218V219H51ZM54 218V219H53ZM78 218V217H77ZM80 218H81V222H80ZM94 218H95V222H97V224L96 225H98L97 227H96V225H95V223H94ZM108 218H109V220H108ZM141 218H144L142 215H137V216H135V217H133V218H131V219H129V222L130 223H139V225H141L140 226V228H142L143 226H145V225H143V223L144 224H147L146 223V221H144V220H142ZM186 218H188V219H186ZM9 219H10V217H9ZM55 219H57V221H54ZM68 219V220H67ZM99 219V221H96V220H98ZM102 219H105L104 221L102 220ZM189 219H190V221L192 222H190L189 221ZM203 219H204V216H203ZM243 219H245V220H247V222L246 223H244V222H242V220ZM253 221V224H251L252 222H251V220ZM254 219V220H253ZM28 220H29V218H28ZM31 220V219H30ZM52 220L54 221V223H52ZM91 220H92V222H91ZM102 220V221H101ZM179 220L177 219L176 220V222L177 223H179ZM197 220V221H196ZM224 220V221H223ZM48 221H49V223L51 224H53V226L55 227V224H56V226H58V225H60L61 226V232H60V228H59V226L57 227V229H54V227L53 226H51V225H49L50 227L48 228L49 229V232L48 231H45L47 228H44L45 227V224L44 223H46L47 224V226H48ZM59 221V222H58ZM60 221H61V223H63L64 225H61L60 224ZM70 221V223H69V225H67L68 224V222ZM86 221H87V223H86ZM135 221V222H134ZM184 221L186 222V223H184ZM187 221L189 222V223H187ZM43 223V225L41 224V226L40 227H37L38 226V224L37 223ZM57 222V223H56ZM105 222V223H104ZM108 222V227H110V229H107V232H106V228H108L107 227V225H106V223ZM35 223V224H34ZM67 223V224H66ZM71 223H72V225H71ZM100 223H104V225L106 226V227H104V225H103V228H101V226H102V224L100 225ZM114 223V224H113ZM176 223V224H177ZM10 224V223H9ZM11 224H10V226H11ZM36 224H37V226H36ZM58 224V225H57ZM65 224H66V226L68 227H65ZM110 224H112V225H114V227H112V225L110 226ZM162 224H164V223H162ZM185 224H187L186 225V227H185ZM189 224V225H188ZM221 224V225H220ZM20 224H18V226H19ZM95 227H94V226ZM178 225V224H177ZM207 225V226H206ZM71 226V227H70ZM77 226V227H76ZM92 226V227H91ZM99 226H100V228H101V230H100V228H99ZM189 226V227H188ZM190 226H191V228H192V230H191V228H190ZM16 227V226H15ZM42 227V229L44 228V231L43 230H38V232L40 233V234H42V236H45V238L43 239V241H45V243H39L37 240L39 239V241L41 242L42 240H40V239H42L43 237L37 232V229L38 228H41ZM51 227H53V228H51ZM63 227V228H62ZM84 227V228H83ZM86 227V228H85ZM88 227V228H87ZM111 227L113 228V229H111ZM222 227H223V229H222ZM253 227V228H252ZM26 228H28L27 229V231H26ZM35 228H37V229H35ZM53 229L52 231L54 232H57V234H58V236H59V234L61 235V234H63V236L65 237L66 236V239L64 238V240H66L67 242H68V238L67 237H69V238H72V236L70 237V234H69V236H67V234H68V232L69 233H72L74 230V234H71V235H73V238H72V241H74V243H76L75 245H76V249L74 248L73 250H72V245L71 244H74V243H71L72 241L70 240V243H69V245L67 244V242L66 241H63V240H57L58 241V244H55L56 242H53V238L55 239V241H56V238H59V237H54L55 235H57V234H55V232L53 233L52 231H51V229ZM56 228V227H55ZM59 228V229H58ZM70 228H72V230L70 229ZM97 228H99V230L97 229ZM183 228L184 229H186V232H184L183 231ZM189 228V229H188ZM65 229H68L67 230V232H66V234H65ZM80 229V230H79ZM86 229V230H85ZM94 229V230H93ZM28 230H29V232H28ZM31 230V231H30ZM82 230V233L80 232ZM87 230H89L90 232H92L91 234H92V236H89V235H91L90 233H88L87 234ZM97 230H98V232H97ZM102 230H104V231H102ZM117 230V231H118ZM164 230H166L165 232H164ZM189 230H191L192 231V234H194V235H196V236H194V235H192V234H190L191 233V231L189 232ZM17 231H18V234L16 235V233H17ZM20 231H23V232H21V234H20ZM43 231V232H42ZM59 231V232H58ZM85 231V232H84ZM94 231H96L95 233H94ZM111 231V233L110 234H115L116 233V230H115V233H114V231L112 232ZM187 231L189 232V233H187ZM194 231V232H193ZM196 231V232H195ZM28 232V233H27ZM31 232H32V235H31ZM42 232V233H41ZM44 232L45 233H47L46 235L44 234ZM52 232V233H51ZM100 232H103V234H104V237L106 238L105 240L108 242H105V241H101V239H104V237H103V235H102V233H101V235H102V237H99L100 236ZM105 232V233H104ZM128 232V233H127ZM170 232V231H169ZM168 232V233H169ZM181 232V233H180ZM184 234H183V233ZM24 233H26V235L24 234ZM78 233V234H77ZM99 234V236H95V235H97V234ZM106 233L108 234V235H106ZM147 233V232H146ZM222 233H223V235H222ZM28 234V235H27ZM34 234H35V236H34ZM37 234H39L40 236L39 237H37V239L36 238H34V237H36V235ZM48 234H50V235H52V234H54L52 237L53 238H50V235H48ZM86 234L88 235V237L86 236ZM95 234V235H94ZM131 234H129V235H131ZM187 234H188V236H187ZM75 235V236H74ZM76 235H78V236H81L80 237V239H78L79 237L78 236H76ZM93 235H94V237H93ZM161 235V236H160ZM222 237V236H225L226 235V237H228L227 238V240H226V242H225V240H223V242L220 240L221 238H220V236ZM228 235V236H227ZM18 236V237H17ZM25 236H27L26 238H25ZM121 236L123 237V238H121ZM163 236V237H162ZM173 236H175L174 238H173ZM184 236H185V239H183L184 238ZM16 237V238H15ZM29 237V238H28ZM33 239H36V242H34V239L32 240L31 238ZM42 237V238H41ZM47 237V238H46ZM61 237V238H62ZM78 237V238H77ZM97 237V238H96ZM100 238V241L103 243V242H105V243H107L106 245H105V243H103L104 245H105V247L107 248H102L104 245H100V242H99V245H96V244H98V241H97V239L99 240V238ZM146 237L148 238V239H146ZM194 237H195V239H194ZM24 238V239H23ZM49 238V239H48ZM60 238V239H61ZM62 238V239H63ZM75 238H77V239H75ZM142 238V239H141ZM145 238V239H144ZM161 238V239H160ZM170 238V239H169ZM176 238V239H175ZM179 238V239H178ZM19 239V240H18ZM28 239V240H27ZM141 239V240H140ZM162 239H164V240H162ZM173 239H174V241H173ZM180 239L182 240L181 241V243H180ZM188 239H190L189 241H188ZM17 240H18V242H17ZM78 240V241H77ZM90 240H92V241H90ZM95 240V241H94ZM126 240V241H125ZM146 240V241H145ZM161 240V241H160ZM171 240V241H170ZM177 240H179V241H177ZM229 240V241H228ZM25 241H26V244H25ZM42 241V242H43ZM59 241H61V243H59ZM81 241V242H80ZM84 241V242H83ZM115 241V240H114ZM113 241V242H114ZM124 241H125V243H124ZM133 241V242H132ZM137 243H136V242ZM140 241H142V242H140ZM148 241V242H149ZM159 241L161 242V243H163L162 245H160V246H158L160 243H159ZM168 241V242H167ZM186 241L187 242H189V243H186ZM228 241V242H227ZM17 242V243H16ZM80 243V246H79V243ZM85 242H88L87 244L89 245V244H91L92 242H93V244H91L90 245V247H91V249L93 250V248H92V245H96V247H95V249L94 250H96V248H97V250L96 251H99V252H97L98 253V258L95 256L94 258H93V256H94V254H93V252H92V250L90 249V247L89 248H87L86 250L87 251H90V252H87V254L88 253H90V254H92L93 256L92 257H89L88 259L86 258L85 259V256H84V254L83 253H85L86 251L84 250L85 249V247H84V245L86 244ZM97 242V243H96ZM112 242V241H111ZM123 242V244H121ZM129 242L130 243H134L133 244V246H132V244H129ZM139 242H140V244H139ZM170 242H172V243H170ZM179 242V243H178ZM184 242V243H183ZM18 243H21V245L20 244H18ZM38 243V244H37ZM62 243H64L65 245V247H67V246H69V247H67L66 249L64 248H62L63 247V245H62ZM77 243H78V245H77ZM81 243H82V245H81ZM177 243L179 244V245H177ZM225 244V243H228V244H225V245H228V246H226L227 248H225L224 246L225 245H223V244ZM22 244H24V245H22ZM29 244V245H28ZM45 244V245H44ZM113 244V243H112ZM120 244V245H119ZM129 244V245H128ZM135 244H138V245H135ZM164 244H165V246H164ZM170 245V246H167V245ZM174 245V247H172V245ZM186 244V245H185ZM218 244V245H217ZM26 245V246H25ZM28 245V246H27ZM39 245L41 246V247H39ZM88 245H85L86 247H88ZM94 245V246H95ZM108 245V246H107ZM126 245H128V246H126ZM178 247H177V246ZM223 245V246H222ZM230 245H232V246H230ZM19 246H20V248H19ZM45 246H47V247H45ZM71 246V247H70ZM74 246V245H73ZM93 246V247H94ZM98 246H99V249L101 248V251L98 249ZM111 246V245H110ZM132 246V247H134V249H136L135 250V252H134V250H133V248L131 249L130 247ZM136 246H138V249H139V247H140V249L138 250L137 249V247ZM217 246H218V248H217ZM221 246V247H220ZM24 247H26V248H24ZM28 247V248H27ZM43 247V248H42ZM62 249L60 252H61V255H59V251L58 250H60V248ZM78 247V248H77ZM80 247H82V248H84V249H82V248H80ZM119 247H122V249L121 248H119ZM128 247V248H127ZM136 247V248H135ZM145 247V248H144ZM152 247H154L153 249H156L155 251L152 249ZM157 247V248H156ZM162 247V248H161ZM164 247V248H163ZM225 248V250H224V248ZM34 248H35V251H39V248L43 251V254H44V256H43V254H40V252H41V250L39 251V253H37V254H35V252H34ZM45 248V249H44ZM47 248V249H46ZM49 248V249H48ZM51 248V249H50ZM56 248H59V249H57V251H56ZM127 250H126V249ZM148 248H150V249H148ZM158 248H160V250L158 249ZM177 248V249H176ZM217 248V249H216ZM223 248V249H222ZM12 249V250H13ZM23 249H25V253H23ZM28 249V250H27ZM33 249V250H32ZM48 250V253L45 251L44 252V250ZM80 249L81 250V253H79V251L78 250ZM108 249H112V251H111V254H109V251H108ZM126 251H125V250ZM141 249H143V250H141ZM144 249H148V251L145 253L144 251H146V250H144ZM153 251H152V250ZM172 249V250H171ZM176 249V250H175ZM222 249V250H221ZM20 251V252H16V251ZM27 250V251H26ZM53 252H52V251ZM65 250V251H64ZM74 250H76V251H74ZM102 250H103V252H102ZM105 250V251H104ZM129 250H130V252H129ZM138 250V251H137ZM142 252H141V251ZM151 250V251H150ZM184 250V251H183ZM232 250V251H231ZM31 251V252H30ZM33 251V252H32ZM49 251H50V253H49ZM55 251V252H54ZM64 251V252H63ZM82 251H84L83 253H82ZM96 251L94 252L95 253V255L97 254L96 253ZM139 251L142 253L141 255H139L140 253H139ZM156 251H158V252H156ZM63 252V253H62ZM92 252V253H91ZM101 252H102V254H101ZM105 252V253H104ZM107 252V253H106ZM124 252V253H123ZM148 252H150L151 253V256H154V257H152V258H154L155 260H156V258H157V260L155 261L154 259H152V258H150L151 256H149V254L150 253H148ZM161 252V253H160ZM184 252V253H183ZM228 252H230V253H228ZM23 253V254H22ZM26 253H27V255H26ZM42 253V252H41ZM64 253H68V255H67V257H64V255H62V254H64ZM131 253V254H130ZM139 253V254H138ZM154 253H156V255H157V257L155 258V255H153ZM158 253V254H157ZM160 253V254H159ZM16 254H18L19 256H13V255H16ZM30 254V255H29ZM48 254H50V255H48ZM65 254V255H66ZM81 254H83L82 256L79 255ZM86 254V253H85ZM90 254H88L89 256H90ZM101 254V255H100ZM113 254V255H112ZM118 254H119V256H118ZM127 254V256H125V255ZM132 254H137V255H132ZM146 255V258H144L145 257V255ZM182 254H184V255H182ZM35 255V256H34ZM53 255H55V256H53ZM102 255H105L104 257H103V259L102 258H100ZM123 255V256H122ZM130 255V256H129ZM131 255H132V257H131ZM140 257H139V256ZM144 255V256H143ZM149 257H148V256ZM159 255V256H158ZM161 255V256H160ZM33 256V257H32ZM41 256V257H40ZM106 256H107V258H106ZM117 256H118V258H117ZM124 256H125V258H124ZM133 256H135V257H133ZM35 257V258H34ZM37 257V258H36ZM46 257H48L47 259H46ZM55 257V258H54ZM83 258V260L85 259V262H83L82 260H80V258ZM86 257H88V256H86ZM136 259V257H137V259L138 258H140L141 260L140 261H138L137 259L136 260H134L133 259V262L134 263H131L132 261V259ZM160 257V258H159ZM170 257V260L168 259ZM172 257V258H171ZM14 258H15V261H14ZM16 258H20L19 260L17 259L16 260ZM29 258V259H28ZM42 258V260H40ZM57 258V259H56ZM60 258H62L61 259V261L62 262H60ZM81 258V259H82ZM93 258V260H91V259ZM95 258L97 259V260H95ZM120 258H124V259H126V260H124V259H120ZM31 259H32V261H31ZM46 259V260H45ZM49 259L51 260L50 262H49ZM131 259V260H130ZM152 259V261H150ZM221 259V260H220ZM30 260V261H29ZM36 260H39V261H36ZM59 260V261H58ZM121 261V260H123V261H121V263L119 262V261ZM220 260V261H219ZM58 261V262H57ZM67 261L68 262H70V261H72L70 258L69 259H67ZM66 260H65V262H67ZM89 261V262H88ZM137 261V262H136ZM12 262V263H11ZM19 262V263H18ZM23 262V263H22ZM32 262V263H31ZM55 262V263H54ZM60 262V263H59ZM65 262L63 263V264H65ZM75 262V263H74ZM88 262V263H87ZM106 262V263H107ZM117 262H119V263H117ZM125 263V264H129V263ZM152 262V263H151ZM1 263H3L2 261L0 262V264ZM101 263H105L104 261L103 262H101ZM105 263V264H106ZM107 263V264H108ZM4 264V263H3ZM67 264V263H66ZM69 264V263H68ZM70 264H71V262H70Z\"/></svg>", "mask_w": 264, "mask_h": 264}]
</instances>
